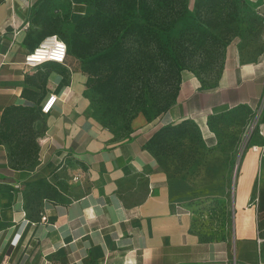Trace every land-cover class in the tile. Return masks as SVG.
Listing matches in <instances>:
<instances>
[{"label":"crops","instance_id":"1","mask_svg":"<svg viewBox=\"0 0 264 264\" xmlns=\"http://www.w3.org/2000/svg\"><path fill=\"white\" fill-rule=\"evenodd\" d=\"M55 1L0 3V117L9 105L37 108L57 95L42 115L33 165L15 169L0 142V264H264L260 151L243 154L232 182L196 185L165 174L146 148L158 126H203L240 106L263 103L264 131V56L228 62L210 87L186 77L166 112L117 139L89 115L81 73L68 80L60 64H23L29 45L50 32L45 22L57 19ZM68 2L78 20L83 0ZM39 179L55 197L35 195L29 184Z\"/></svg>","mask_w":264,"mask_h":264},{"label":"trees","instance_id":"2","mask_svg":"<svg viewBox=\"0 0 264 264\" xmlns=\"http://www.w3.org/2000/svg\"><path fill=\"white\" fill-rule=\"evenodd\" d=\"M83 4V14L69 35L56 32L54 20L45 22L50 25L47 35L58 33L65 41L66 60L71 56L80 61L84 85L100 96L103 113L123 118L126 127L139 114L153 120L169 109L188 77L183 73L194 69V55L201 48L200 54L209 57L211 52L204 48L220 41L214 31H224L236 22L239 10V0H195L192 10L188 0H83ZM43 7L36 16L43 13ZM179 22L183 28L175 31ZM228 33L221 39L227 40ZM45 36L29 45L30 51ZM43 114L41 106L29 104L4 108L0 142L8 147L15 169L36 160ZM187 123L194 122L158 126L146 148L150 152L164 148L170 139L186 133ZM29 186L43 200L55 197L56 190L47 181L35 180Z\"/></svg>","mask_w":264,"mask_h":264},{"label":"rangeland","instance_id":"3","mask_svg":"<svg viewBox=\"0 0 264 264\" xmlns=\"http://www.w3.org/2000/svg\"><path fill=\"white\" fill-rule=\"evenodd\" d=\"M194 2L195 0H188L190 10L193 9ZM69 6L68 0L55 1L52 13L57 18L54 24L56 32H66L68 35L72 32L77 20H73ZM183 24L179 22L175 31L183 28ZM214 32L220 36V41L216 45H207L204 48L211 52L209 57L205 52L200 54L202 50L200 48L193 57V71L183 73V76L197 78L205 87L215 84L228 62L253 61L264 56V0H239L236 22L228 24L224 31ZM227 32H229L227 40L221 39ZM47 70L49 69L43 68L40 72ZM64 70L68 72L65 75V79L68 80L71 71L76 70L82 74L80 61L71 56L67 57L65 66L60 65L57 68L60 73ZM82 75L85 81L86 76ZM83 94L89 101V115L117 139L129 137L134 127L140 124L143 126L154 120L139 114L126 127L123 118L103 113L104 103L98 94L86 87ZM256 111L258 108L240 106L210 118L203 126L187 123L186 133L182 137H173L164 148H154L151 153L158 167L168 176L182 177L196 185L213 179L228 178L232 182L243 154L252 146L264 143L258 128L251 133L248 131V125L255 117ZM39 124L42 127L44 120L40 121L38 126Z\"/></svg>","mask_w":264,"mask_h":264},{"label":"built area","instance_id":"4","mask_svg":"<svg viewBox=\"0 0 264 264\" xmlns=\"http://www.w3.org/2000/svg\"><path fill=\"white\" fill-rule=\"evenodd\" d=\"M67 55V44L57 34H50L45 36L33 50L27 52L23 58V64L25 66L36 67L45 62H57L65 64ZM57 100L56 94H50L47 100L41 105V112L47 114L50 112ZM263 109V103L258 108L255 117L250 121L248 125V131L251 133L256 130L260 123V115ZM259 134L264 138V131L259 129ZM255 151H260L262 156L264 155V143L261 145H254L251 147ZM45 217H42L44 220ZM13 242V241H12ZM15 243V242H13ZM5 264V263H1Z\"/></svg>","mask_w":264,"mask_h":264}]
</instances>
